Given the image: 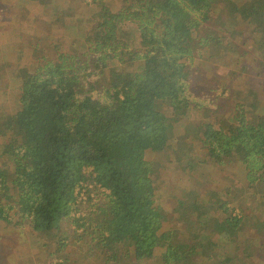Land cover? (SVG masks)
I'll return each instance as SVG.
<instances>
[{
	"label": "trees",
	"instance_id": "obj_1",
	"mask_svg": "<svg viewBox=\"0 0 264 264\" xmlns=\"http://www.w3.org/2000/svg\"><path fill=\"white\" fill-rule=\"evenodd\" d=\"M129 3L137 6L139 18L127 28L139 33L141 50L128 49L129 34L121 28L127 26L123 12L113 11L105 2L99 3L96 13L104 25L96 40L118 65L134 63L130 73L109 75L108 66L100 61L83 68L85 54H77L78 47L64 52L68 35L62 31L61 38L52 34L59 48L50 75L45 79L17 75L20 81L30 76L13 93L14 110L0 114V134L5 132L6 121L8 130L16 128L20 135L17 146L0 149L9 170L5 176L0 168V207L4 196L11 198L14 192L17 198L16 206L0 209V230L11 223L26 229L34 250L46 251L41 253L48 256L44 258L48 264H126L131 259L147 261L145 255L156 249H160V264H244L240 256L251 263L264 259V243L258 245L254 238L264 236V226L251 239L245 227L247 220L252 227L260 220L264 223V209L258 212L248 206L243 213L217 202L216 210L210 212L195 205L188 210L198 208L194 216L188 211L175 216L197 219V227L164 229L155 217L160 210L155 204L161 201L155 192L160 187L141 182V176L129 172L128 166L147 153L155 155L157 147L162 149L172 141L174 130L183 128L187 141L200 154L190 147L188 152L176 153L173 145L171 163L176 174L188 176L193 184L196 178L208 179L207 186L223 181L232 186L233 195L253 184L255 188L264 185V112H257L259 100L250 105V122L241 115L240 121L226 129L198 126L213 117L211 104L218 109L229 94L248 100L254 93L258 96V91L229 88L224 77L216 76L218 88L210 90L209 97L190 92L192 77L203 71L202 64L214 68L212 64L218 63L216 71L226 65L221 64L226 56H234L244 80L249 79L245 74L250 66L256 69L253 83L258 85V79L264 78V0H246L243 7L239 0ZM14 5L19 9V1ZM124 5L125 10L130 8ZM12 11L11 6L0 10V34L9 29L10 23L3 20L14 15ZM22 12L16 14L17 25ZM200 114L197 126L192 125L191 117ZM118 157L124 159L125 167L115 163ZM169 179L174 191L183 196L192 193L191 184L187 187L175 177ZM211 195L220 199L222 194ZM183 196L177 197L176 209L185 203ZM88 213L105 215L102 229L67 234L68 219L77 217V225L84 228L81 220ZM241 237L251 243L244 254L243 246L233 253L232 240L241 243Z\"/></svg>",
	"mask_w": 264,
	"mask_h": 264
},
{
	"label": "rangeland",
	"instance_id": "obj_2",
	"mask_svg": "<svg viewBox=\"0 0 264 264\" xmlns=\"http://www.w3.org/2000/svg\"><path fill=\"white\" fill-rule=\"evenodd\" d=\"M22 1V3H21ZM26 1V0H25ZM75 1V0H74ZM130 0H119V5L118 9H113L115 12H123V21L124 25L125 24H133L136 19L139 18L138 15V8L136 5L132 3H128ZM246 0H239L240 4L239 5H244ZM15 0H0V10H2L5 7L11 6L15 12V5H14ZM27 2V1H26ZM99 3L96 0H82V5L84 7L83 11H87L84 14V18H89L87 20H84L85 22H80L79 19L74 20V15L69 14L67 17H62L59 16L57 17L55 23L51 21H54L53 18L55 16L50 15V16H43L47 14L46 8H42V6L36 5V4H28L27 5V14L26 18H19V25H17L15 17L8 16L3 20L6 21V25H10L9 29L7 30L6 34H0L3 35V37H7L6 40L4 38L3 41L0 43V114H7L10 113L14 110V105L12 101V96L14 91L19 87V84H24L25 82L28 81V75H26L25 79L23 81H20L19 77L17 75H12L14 73L13 67L11 65V60L18 61L19 67L21 66V69L17 68L19 70V73L21 72L22 75L25 74H30L32 75L33 78L37 79H45L49 73V68L51 67V61H48L49 57H46L45 53L42 52H37L34 51L32 53L31 59L32 62H28V60H23V55L27 52V47H19V45H27L28 40L30 39V35L32 31V27L34 26V22H36L37 29L38 27L41 29L44 27V21L50 25V28L52 27L51 34H56L57 36H60L59 33L63 31V33H66L69 38L74 37V40L72 39L69 42V44L66 46L64 49V52L67 54L71 53L74 49H77V54H80L83 52L84 59L82 61V67L83 68H89L94 66L93 64H97V61H100L103 65H107L108 68L105 70V72L109 75H114L118 73V75L122 76L123 74H128L131 71H133L131 68L132 66H135L134 63L130 64H125V65H118L116 61H112L110 59V55L108 52V49L106 46L102 45L101 42L96 40L97 34L100 33V31L103 30L102 27L104 25L99 24V18L96 16V13L98 12L97 9H99ZM124 3H127V6H130L128 10H125L123 7ZM24 4L23 0H19V6ZM238 4V3H237ZM57 7L50 8L49 10L52 12H58L59 11V5L58 3H55ZM125 6V5H124ZM95 7V8H94ZM10 9V8H9ZM20 9V8H19ZM29 11V12H28ZM70 13V12H69ZM2 18V17H1ZM63 21V23L59 24V22ZM94 21V22H93ZM2 23V24H3ZM4 24V25H5ZM59 24V25H57ZM55 25H57V29H55ZM71 26V27H70ZM130 26V25H129ZM70 29L68 30V28ZM89 29L87 30L86 28ZM92 27V28H91ZM121 26L122 30L125 31L126 36L128 37V40L126 41V45L128 49L130 50H137L140 51L141 47H139L138 43V35L139 33H134L132 32L129 28ZM83 28V29H81ZM124 28H127L126 31ZM131 28H135L132 26ZM136 29V28H135ZM231 30H228L230 32ZM216 32V31H215ZM18 35L16 40H12L11 37H15V34ZM130 33L133 34L130 35ZM234 31H232V34ZM35 34V32H34ZM62 35V33H60ZM95 35V36H94ZM47 38L45 37L42 40V43H47ZM20 39V40H19ZM218 40V38H217ZM78 41V42H77ZM21 43V44H20ZM243 44H245V41H243ZM52 45L57 48L58 44L55 41H52ZM57 50V49H55ZM19 51V56L14 54V52ZM54 56L56 55L55 51L53 52ZM50 56V55H49ZM247 57V56H246ZM110 60V61H109ZM238 61V60H237ZM20 62V63H19ZM225 66H219L218 70L215 71V68L218 66V63H213L212 67L210 68L207 64H202L203 66V71H201L198 74H195L192 77V82L190 83V92L192 93H197V94H205L206 96H210L209 92L210 90L213 89L215 91L218 88V78L216 76H222L224 77L225 81L229 84V88H239L241 92H244L246 89H251L254 91H258V96H254V94L249 97L248 100H242L241 96L239 94H229L228 98L225 99L224 101L220 102V105L222 106L221 108H211L210 105L208 108L209 110H214L215 113L213 114V117L210 119L209 122H204L201 121L198 126L203 127V128H209V129H226L232 123H236V121L241 120V115L246 116L250 122V105L255 103L256 99L260 101L259 105L257 106L256 109L257 112L260 114L261 112H264V78H257L258 79V85L257 83H253L251 79H255L256 76L254 74V67L250 66L246 70V77H249V79L244 80L243 77H240L239 74L242 72L241 69L239 68V64L237 63L236 65V60L234 59V56L232 55L230 58L226 56V59L221 62V64H225ZM235 65V67H233ZM211 66V64H210ZM118 67V68H116ZM82 68V69H83ZM48 71V73H47ZM202 72H206L203 73ZM230 72L235 75L236 77L234 78ZM245 72V71H244ZM254 77V78H250ZM254 81V80H253ZM228 105V108L226 106ZM257 116L256 111L254 112L253 116V122L255 121ZM3 117V116H0ZM202 118L201 114L192 116L191 117V123L192 125H196L198 121ZM5 123V132L3 134H0V149L4 148L5 146L6 149L8 147H15L17 144L20 142V135L19 132L16 128H13V130L9 131L8 130V124L7 122L4 121ZM188 127V126H186ZM184 127V128H186ZM183 129V128H182ZM182 129L177 128L175 131L172 133V141L169 142L167 145L164 146V148L159 149L157 147L155 149V155L152 153H147L143 155L142 160L139 158L136 164L134 163H128V166L130 167L131 173H138L141 176V182L146 181L148 182L152 188H159L160 191L155 192L156 194H160L159 196L161 197V201L156 202V207H158L160 210L155 211V217L164 225V229L170 228L172 230L175 226L180 231H185L188 227L191 225L197 227L195 224H198L197 219H192L190 216L185 217L184 219H179L178 217L175 216V213L179 215L180 213H187V210L184 209H176L175 207L178 206V199L176 196L171 195L170 196V188H167L166 185H169V177H175L177 174L174 171L173 163H171L172 158L174 157V153H172V146H176L178 149L175 151L176 153L179 151L183 152H188L189 150L193 149L196 151V153L200 154L199 148L194 147L190 145L192 142L189 140L187 141V134L183 133ZM207 131V129H204V131ZM203 131V132H204ZM191 139V138H190ZM17 140V143H16ZM9 144V145H8ZM191 149H190V148ZM0 155H2L0 153ZM135 157L137 156L134 155ZM116 164L120 167L124 166L125 167V161L122 157H118L115 159ZM187 165L190 166V162L187 163ZM0 168L2 169L3 173L5 176L8 175L9 170H7L6 164L3 161V159L0 158ZM168 173V178L165 176V174ZM183 180L181 181L182 183L190 182L189 177L182 175ZM150 181V182H149ZM203 182V181H201ZM255 185H250L249 187L243 188L241 191H244L246 193H252L256 191L257 195L259 196L258 202H253L252 205H250L251 210H260L264 209V185H259L257 186V189L260 192H257L255 189ZM156 188V189H157ZM14 190V189H13ZM11 190V191H13ZM225 195L221 197L220 203L222 207H234L236 209L238 208V201L233 197V193L229 191L224 192ZM12 198H17L16 194H11ZM248 198V196H247ZM246 198V199H247ZM156 199V197H155ZM187 199V196L182 197V201L184 202ZM10 200L8 196H4V199L1 200L2 203L5 202L6 205H10ZM202 200V199H201ZM200 203H204V201H200ZM205 205V204H204ZM206 206V205H205ZM180 207V206H179ZM185 208V207H183ZM240 208L242 209V212H246L247 206L245 203H243ZM200 209V208H199ZM210 212L215 211V207L213 208H208ZM195 213H198V209L195 210ZM250 213H248L249 215ZM72 218V219H71ZM68 219V223L65 225V229L67 231V234L72 235L75 233H92L93 230L99 229L101 230L102 227L100 224L102 223V220L105 218V215H98V214H90L88 213L85 218L81 220V224H85L86 227L82 228L77 225V217H71ZM79 220V219H78ZM260 220V219H259ZM247 222L249 223L245 227H249L248 229V239H251L254 235L253 232H255L258 228L262 229L264 226V223L258 222L254 223V227H252V223H250L248 220ZM263 225V226H262ZM14 225L11 223L10 227H4L0 230V253L2 252V249L5 251H9V247L12 243V238H13V228ZM264 230V229H263ZM264 234V232H261ZM21 232H19V238H20ZM28 241L30 240L28 237V234L26 233ZM8 237L7 241H4ZM255 240L258 242V245H262L264 243V236L262 238H257L254 237ZM240 241L241 243H237L236 239L234 238L232 240V252L236 253L237 248L239 246H243L242 248L244 249L242 254L245 253L246 248L249 247L250 243L246 241V237H241ZM23 242V241H22ZM33 243L31 240L30 243ZM247 243V244H246ZM19 244V243H18ZM23 247L24 251L27 249L31 248L29 252H27L25 257H19L20 260L24 262H31L32 264H46L47 263V257L41 258L40 255L37 254V252L32 253V250L34 249L35 245H28V244H19ZM34 245V246H33ZM235 245V247L233 246ZM264 249V248H263ZM160 250V249H159ZM156 249V251L152 250V253H148L145 255L144 258L148 257L149 259L147 261H134V260H129L126 262V264H160L158 261V256L160 254V251ZM213 254H216L217 249H213ZM42 253L46 254V251L41 250ZM68 252L67 250L64 252ZM41 253V254H42ZM138 252H136L137 254ZM8 258V257H6ZM45 258V259H44ZM140 257L136 258L139 260ZM244 259L246 257L244 256ZM159 262V263H158ZM7 263V261H6ZM48 264V263H47ZM189 264V263H186Z\"/></svg>",
	"mask_w": 264,
	"mask_h": 264
},
{
	"label": "crops",
	"instance_id": "obj_3",
	"mask_svg": "<svg viewBox=\"0 0 264 264\" xmlns=\"http://www.w3.org/2000/svg\"><path fill=\"white\" fill-rule=\"evenodd\" d=\"M15 1L17 2L19 0H15ZM23 1H24V4L19 6V8L23 11L21 14H19V18H23V17L26 18V16H28V15H26L27 14V5L28 4L29 5L30 4H33V5L36 4V5H38V7L42 6V8H44V9L46 8V10L48 12H47L46 15H44V13H43V16H47V17L50 16V15L55 16L53 18L54 21H51V23L52 22L55 23L57 17L58 18H59V16L67 17L69 14L74 15V20L79 19L80 22H85L84 20H87V19L91 18V17L84 18V14L87 11H83L84 7L82 5V0H75V1L74 0H26L27 2L25 0H23ZM96 1L97 2H105V3L109 4V6L111 8L118 9L119 0H96ZM21 3H22V1H21ZM55 3H58V5L60 7L58 12H52V11L49 10L50 8L57 7L55 5ZM20 9H18V6L17 7L15 6V12H14V15L12 17H16V14L19 12ZM35 23L36 22H34V26L32 27V31H31V33H33V34L30 35V39L28 40L27 45H25V44L24 45H19V47L20 46L21 47H25V46L27 47V52L23 55V60H28V62H32V59H31L32 53L34 51H36V53L40 51L42 53H45L46 57H49L48 61H51V63H54L56 61V57H57V54H58V51L55 50V49H58L59 45L57 46V48H55V46L52 45V41H55L57 43L59 40H56L58 38L56 36H53L50 33V29H52V27L50 28V25L47 24L45 21H44V24H46V25H44V27H42L41 29L39 27L37 29V26H36ZM61 23H63V21L59 22V24H61ZM85 23L88 24L87 22H85ZM59 24H57V25H59ZM57 25H55V29H57ZM126 25L129 26L131 24H126ZM81 29H83V28H81ZM86 29L88 30L89 27L86 28ZM59 31H60V33L62 32L61 30H59ZM34 32H35V34H34ZM60 33H59L60 36H58V37L61 38V34ZM4 34H6V33H4ZM45 37H48L47 38V43H42V40ZM2 38H4L6 40L7 37H3V35H0V43L3 41ZM11 38H12V40L13 39L16 40L15 37L14 38L11 37ZM72 39L74 40V37H71V38L67 37L68 43H65V44L68 45L70 41L72 43L73 42ZM30 47H31V50L28 52ZM54 51L56 53L55 56H54V53H53ZM14 54L19 56V51L14 52ZM18 61H15V60L12 61L11 60V65H12L13 70H14V73L12 74L13 76L14 75H19V70L21 69V66L19 67ZM17 68H19V70ZM182 175L183 174L177 173L175 178H177L181 182L183 180V176ZM168 182H169V185H170V196L174 195L176 197H180V196L185 195L183 193H179V192L173 190L172 182H171L170 179L168 180ZM209 183H211V182L208 181V179H206L203 182H200L197 178L195 179V183L194 184L191 183V180H190V182H186V183H182L181 182V184L184 185V186L189 187L190 184H191V186L193 187L192 193L190 195H187V199L184 201L185 203L180 206L182 208V210L186 209L188 211L190 209V207H193L195 205H197V207L204 206L207 209L215 207V210H216V207H217L216 203L217 202L220 203L221 197H223L225 195L224 192L225 191H229V192L233 191L232 186L231 185H226L223 181H220V183H218V185H216V186H207V184H209ZM257 186H259V184ZM235 187L236 186H234V188ZM255 189L257 190V192H260L257 188H255ZM215 192L219 193V194H222L220 199H219V197L217 195L215 197L211 195L212 193H215ZM13 193L14 192H12L11 194H13ZM247 196H248V198H247ZM183 197H185V196H183ZM233 197H235V199H237L238 208L239 209H241L240 206L243 203H245V205L247 207L249 206V208H250V205H252L253 202H258V198H259V196L257 195L256 191H254L252 193H246L244 191H241L240 193L234 194ZM200 201H204V203H200ZM190 203H193V205H190ZM10 205L16 206L15 198L11 197ZM8 207H9V205H6L5 202H4V205L1 206L0 209L1 208H8ZM183 207H185V208H183ZM232 208H234V207H232ZM234 209H236V208H234ZM246 211H247V208H246ZM188 214H192L191 216H194L195 209L192 212L188 211ZM10 226H11V224H6V227H10ZM12 229H13V232H12L13 233L12 243H11V245L9 247V251H5V250L2 249V252L0 253V264H23V263L24 264H32L31 262H24V261L19 259V257H21V256L25 257L27 252H29L31 250V248H29L26 251H24L23 247L21 245H19V244H28V245H32L33 244L32 242L30 243L31 239H30L29 235H28V237H29L30 240L28 241V238H27V235H26V233L28 234V232L24 228H18V226H14ZM19 232H21L20 238H19ZM246 232H248V231L246 230ZM7 240H8V237L4 241H7ZM233 246L235 247V245H233ZM239 247H241V246H239ZM34 252H36V251L33 249L32 253H34ZM37 254H38V252H37ZM39 254L42 256L41 250L39 251ZM6 257H8V258H6ZM240 257L243 259L244 264H264V259L263 258H261V260H259V261H255V262L251 263V260L244 259V256H240ZM6 261H7V263H6Z\"/></svg>",
	"mask_w": 264,
	"mask_h": 264
}]
</instances>
